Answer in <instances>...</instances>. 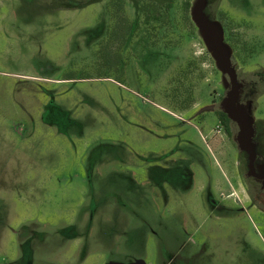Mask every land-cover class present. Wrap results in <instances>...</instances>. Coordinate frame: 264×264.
Listing matches in <instances>:
<instances>
[{
  "label": "rangeland",
  "instance_id": "rangeland-1",
  "mask_svg": "<svg viewBox=\"0 0 264 264\" xmlns=\"http://www.w3.org/2000/svg\"><path fill=\"white\" fill-rule=\"evenodd\" d=\"M118 1L0 0V264H264V0Z\"/></svg>",
  "mask_w": 264,
  "mask_h": 264
},
{
  "label": "flooded vegetation",
  "instance_id": "flooded-vegetation-1",
  "mask_svg": "<svg viewBox=\"0 0 264 264\" xmlns=\"http://www.w3.org/2000/svg\"><path fill=\"white\" fill-rule=\"evenodd\" d=\"M107 0H80V2H78V0H71V4L73 7H76V8H82V7H85V6H88L90 4H93V3H98V2H101V3H104V11L103 13L101 14V17H106L107 19V24H106V27L107 29L103 30L104 33H103V36L102 37H105L107 32H108V25H109V15L107 13H104L106 12L107 10V3H106ZM128 1V0H127ZM132 8L134 9L135 13L134 14H129L128 16H130V19L128 18L127 15H125L124 17L127 19V24L128 26H130V30L129 31H120V29H115V34L119 37V34H122L121 37H123V39H127L128 37H133V33H134V28H136L137 24L139 21H145V22H148V19H149V15L148 14H145V16L143 15L144 13L141 12V9L139 7V5L137 4H131ZM103 15V16H102ZM121 17V16H120ZM123 17V16H122ZM118 26V25H117ZM116 26V27H117ZM134 41V40H133ZM226 115V113H224ZM219 117V116H218ZM228 121H227V124L228 125H225L224 123H222V126L226 132V134H230L231 133V128H230V123H231V120L228 118V116L226 115ZM241 176V180L239 181V186H241L244 190V192H246V185H245V181H247L248 179H250V177H248L246 180H245V177L244 175H240ZM248 200L251 202L252 205H256L255 202H253V195H252V192L250 190H248ZM258 206L260 209L264 210V208L261 206V205H256Z\"/></svg>",
  "mask_w": 264,
  "mask_h": 264
},
{
  "label": "trees",
  "instance_id": "trees-1",
  "mask_svg": "<svg viewBox=\"0 0 264 264\" xmlns=\"http://www.w3.org/2000/svg\"><path fill=\"white\" fill-rule=\"evenodd\" d=\"M123 4H124V2H123V0H119L117 3H116V5H117V7H118V11H119V13H120V9H122V6H123ZM107 10H108V8H107ZM107 10H106V12H104V13H107ZM120 23H122V22H125L126 24H125V28L124 27H122L121 25H119V26H117V29L119 28V29H124L125 31H129L130 30V26H128V24H127V19L124 17V15H122L121 13H120ZM123 16V17H122ZM218 116H219V119H220V121L222 122V123H224L225 125H228L227 124V121H228V119H227V117H226V115L224 114V113H221V112H218Z\"/></svg>",
  "mask_w": 264,
  "mask_h": 264
},
{
  "label": "water",
  "instance_id": "water-1",
  "mask_svg": "<svg viewBox=\"0 0 264 264\" xmlns=\"http://www.w3.org/2000/svg\"><path fill=\"white\" fill-rule=\"evenodd\" d=\"M135 264H146L144 261L140 260V261H137Z\"/></svg>",
  "mask_w": 264,
  "mask_h": 264
}]
</instances>
